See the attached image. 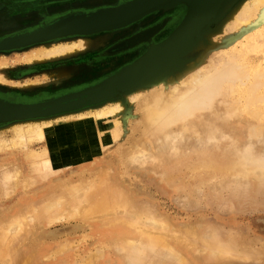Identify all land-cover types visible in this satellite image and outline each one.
Wrapping results in <instances>:
<instances>
[{
  "label": "bare ground",
  "instance_id": "bare-ground-1",
  "mask_svg": "<svg viewBox=\"0 0 264 264\" xmlns=\"http://www.w3.org/2000/svg\"><path fill=\"white\" fill-rule=\"evenodd\" d=\"M166 1L175 2L182 10L169 22L170 26L168 28L172 29L174 32L172 31L170 34H166L161 38L149 39L150 43L147 49L148 56L154 59L158 58L159 61L170 60L172 65L176 64L181 57H188L190 54L199 50H201V58L187 64L184 62L183 65H176L173 73H163L156 81L154 80L150 83L138 86V93L134 95L128 96V93H126V100L131 103L139 100L138 97H140V95L144 96V99L141 100L139 104L140 115L137 116L139 118L136 119V121L138 120V124L143 126V135L139 140L134 141L131 146L128 148H120L115 154L116 156H112L108 159L109 162L113 164L111 168H104L101 166L97 158L101 157L100 154H102L103 151H107V149L117 144V141L122 137V123L120 119L113 118L114 115L116 116V114L125 110V102L119 97L116 98L118 99L116 102L113 101V103L109 105L106 102L99 107H89L85 109V112H83V110L82 112L77 110V120L67 124L64 122L66 127H70L72 130L70 133L71 135L68 137H66L67 135L65 133H63L65 136L61 134V127H59L61 125L60 123L54 124L49 120L51 115L41 117L35 120L34 123H30V120L23 121L20 125L16 126L15 133L9 138L0 136V154L14 156L17 160L16 163L13 162V160L10 163L7 162L9 166H4L5 170H3V174H0V192L3 193L4 196H10L19 189L27 191L30 188L36 187V185L51 182L42 190H39L38 193L33 194L32 192V195L27 196L28 198L24 202L21 201L15 206L8 218H4V220L1 221L0 264H15L14 259L16 257H19V264H41V254H47L48 256L51 254H58V256H60L66 253L67 248L64 246L65 243L53 242L47 245H40L32 252L28 250V245L22 246L17 253L15 252L17 255H15V253L10 255V240L12 234L16 237H18V235L27 234L26 229H28L27 227L32 223L31 221H33V225L34 223L35 225H39L38 218L35 215L38 212L42 214L41 221L46 219L44 222L51 223L52 220L62 217L67 208L71 211V216L82 215L81 218L83 220L87 218L92 219L95 222V228L98 229L102 235L108 234L112 239L119 240L129 245L130 247H126L127 250L124 251L125 253L123 255L126 259L134 258L137 255L146 256L148 254V249L151 250L149 248L150 246L163 245L164 248L171 249L172 252L173 250H177V252L182 250L181 254H183L182 252L188 253L186 249L190 250L193 246L195 247L199 244L202 246V243L207 241V239H205V241H202L203 239L200 240L202 243L196 241L199 244L194 243L196 239L192 240V238H195L192 236L197 235V231L194 232L196 235L192 233L196 230H193L196 225L194 226L187 223L190 226H188L190 230L188 228H186L188 230L184 229L186 225L182 229L184 233L183 231L177 232L178 230L174 229L176 227H171L174 229V232L172 231L171 233L175 235H170L175 243L168 239L169 236L166 241L165 238L157 236L152 230L153 228H148V222L152 227H156L154 229H158L160 223L163 221L160 219L159 223L156 220L151 222L149 219L145 220V218L148 217L144 214L147 212V209L142 210L136 208L138 200L135 199L131 191L121 188L119 182L116 180V177L121 175V170H116V168L120 166L126 168L131 162L151 170L162 186L174 190H176L177 187L185 186L188 184L191 177L196 176L205 180L210 177L230 175L241 176L243 179H250L252 175L257 176V174H254L256 165H246V157L243 159L238 156L236 159L232 158V160H230L231 158L227 157V152L206 146H202V148L199 146L196 148V146H193V140L195 137H197L198 140L200 139L201 142L203 140L209 141L215 138L213 137V133L215 132H210L209 128L220 130L221 127H210V124L213 123L214 125L219 118V114L215 112L212 118L216 120L213 119L214 121L210 122L207 120L208 117L210 118L207 113L210 112H206L205 110L210 108L213 101L215 102V98L225 90L226 92L230 91V93L236 92L238 96L241 95V99L246 96L247 98L242 99L245 104L246 101L244 99L249 101L247 105L243 104L242 106L244 107H242L240 104L243 101L239 102V104L238 99L236 101L233 99V104L228 107L230 103L228 100L229 103L226 104L227 106L225 107L230 109V112L228 113V110L225 111L227 113L226 115L228 116L232 113L233 115L235 114L234 118L238 116V118L234 120H227L228 122L226 123L229 124V126H227L228 128L234 129L233 131L235 133L238 132V128L247 123L248 120L244 117L248 116V114L256 115V113L260 112L258 113L261 115L259 119L262 118L263 112L261 114V109L264 111V102L261 105H259V103L264 99H260V102H257L256 99V102H254L253 99L256 98V96L264 97L262 89L264 87V61L262 60L263 62L260 63L259 60V63H257L252 58V54H254V52H261L263 51L261 48H264V0H241V3L231 12L229 8L235 0H229L226 5L223 3L218 11V0ZM157 4H160V0H138L133 7L137 9L143 7L144 10L140 12H135L134 10L135 13H125L124 11L127 8L123 7L119 2L114 10H107L87 16L73 15L69 17L66 22L57 25V27L66 26L74 30H78L79 27H81L93 30V28H99L101 25H115L125 19L140 15L143 11H147ZM171 6H174V4H169L162 8L165 10ZM215 12L217 21L216 30L211 29V26L207 30L201 32L202 28L200 29V25L194 32V37L196 39L194 38V41H192L191 37L193 36L190 35V32H193V24L195 21L200 17L208 14L212 15ZM14 19H16V17ZM56 20H54V24H56ZM55 30H53V33L57 35L58 33ZM233 31H240L243 34L242 38L240 40H232V42L230 41L229 43L223 41L224 34L226 35ZM103 39L107 40L108 38L107 36H102L94 40L91 37L84 36L68 39L59 38L55 40H43L27 46L20 52L21 54L19 53V60L27 63H46L68 58L78 55L84 50L96 46V44H103ZM4 65L5 64H3V66ZM158 69L159 66L154 68L155 71ZM131 73H133V71L131 72L130 69L128 70V68H125L118 78L119 80L128 79V81H130L133 76ZM9 82L10 80L7 75L0 72V83ZM34 83L35 81L30 78L29 81L26 80L22 86L27 89L35 86ZM115 83L116 82H114V84ZM151 83H155L156 87L153 92L146 94L147 91L145 89ZM19 85L21 86V84ZM109 86H112V84ZM108 91L109 88H107L105 92ZM91 93L93 97L97 96L96 93L99 94L98 91H91ZM230 93L228 94L229 96ZM233 97L231 96V98ZM219 98L221 99V97H218V99ZM225 98L227 100L230 97L227 98L226 94ZM222 99L224 98L222 97ZM217 101L218 109L220 100ZM16 102V99L11 98L8 103H4L1 100L0 105L8 106V108L11 109ZM234 102L237 104H234ZM248 104L253 107L254 104H256L255 107L257 106V108H259V106L263 107L261 109L259 108V110L255 108L253 111L254 108L248 107ZM214 105H216V103ZM54 107L57 106L53 105L48 107L41 113L49 114ZM222 110L217 112L220 113ZM19 111L26 110L19 109ZM200 117H202V119L197 121ZM57 118H59L58 121L61 122L63 117L61 118V116L58 115ZM100 120L106 121L103 122L101 127L98 124ZM219 123L223 124L220 121ZM262 123L260 122V125ZM68 124H70V126ZM223 125L225 126V124ZM254 126H258V124ZM261 126H264V124ZM261 126L259 129L257 128L258 130L257 132L255 131V134L264 130L261 129ZM178 141L182 142L183 145L177 146L176 143H178ZM35 142H46V145L36 150L37 148H33L35 147L33 146ZM250 142L248 141L249 144ZM76 162L82 163L81 169L83 172H91L94 175L91 181L78 180V183H81V185H78V183L75 182L71 184L69 182L67 183L66 180L57 177V174L65 167ZM118 163L119 165L117 167ZM1 167L2 170L3 165ZM2 182L4 183L3 189L1 188ZM258 184L259 181H256L251 186L254 189H260L261 186ZM36 190L38 189L36 188ZM81 200L82 205L79 204ZM84 214L87 218L83 217ZM153 218L154 217H152V219ZM141 219H143L142 223L140 222ZM157 220L159 219L157 218ZM144 223H146V226L143 225ZM163 225L161 224V232L166 229H164ZM42 226L43 224L41 223L40 227ZM165 226L169 225L166 223ZM181 226H183V223ZM57 234L58 233H56V235ZM207 234L208 233H206V235ZM33 235L36 236L34 237L35 242H40L41 239L39 236L35 233H33ZM190 235L192 236L190 237ZM198 235L196 238L200 239ZM202 235H205V233H202ZM209 237H211V234ZM19 238L22 239L21 237ZM19 238H16V240L18 241ZM27 238L28 236L26 235V239ZM137 238L139 241L137 243L138 245L135 243ZM69 240L71 241V239ZM214 240V242L210 241L211 244L209 243L204 246H212L213 249L216 250L222 249L223 246H221V242H217L216 239ZM16 244L18 243L16 242ZM120 245L122 244L120 243ZM204 246L201 247L202 251L204 250L203 248H205ZM201 248H198V252L201 251ZM210 248L211 247H209V249ZM170 251L168 250L166 252ZM193 253L194 255L197 254V252ZM200 253H198V256ZM89 254L90 258H94L91 256L92 253ZM167 255H169V253H167ZM86 257L88 258V255ZM90 258H88L90 261L86 259L88 260L87 262L78 264H92ZM161 258L163 259V257ZM147 264H155V258H150Z\"/></svg>",
  "mask_w": 264,
  "mask_h": 264
},
{
  "label": "rangeland",
  "instance_id": "rangeland-1",
  "mask_svg": "<svg viewBox=\"0 0 264 264\" xmlns=\"http://www.w3.org/2000/svg\"><path fill=\"white\" fill-rule=\"evenodd\" d=\"M224 1L225 0L217 1V11L223 3L226 5L229 0ZM119 2L123 7L133 8L138 0H0V72L6 74L10 80L9 83H0V101L2 100V102L8 103L11 98L17 101L11 109H9L8 106L0 105V136L9 138L15 133L16 126L20 125L23 121L30 120V123H34L35 120L41 117L51 115L49 120L54 124L60 123L61 125L59 127H61V134L65 136L63 134L65 133L67 135L66 137H68L71 135L70 133L72 130L70 127L67 128L64 122L67 124L77 120L78 111L82 112L83 110V112H85V109L89 107H99L106 102L109 105L113 103V101L116 102V100H118L116 98L119 97L125 102V110L116 114V116L114 115L115 117L113 116V118L120 119L122 123V137L117 141V144L100 154L101 157L97 158V160L100 161L99 164L104 168H111L113 164L109 162L108 159L112 156H116L115 154L120 148H128L134 141L142 137L143 126L138 124V120L136 121V119L139 118L137 117L140 115L139 104L141 100L144 99V96L140 95V97H138L139 100L131 103L126 100V93H128V96L134 95L138 93V86H142L154 80L156 81L163 73H173L176 65H183L184 62L187 64L199 60L201 58V50L190 54L188 57H181L177 63L173 65L170 60L159 61L158 58L154 59L148 56L147 49L149 48V39L161 38L166 34H170L173 30L168 28L170 26L169 22L182 10L175 2L166 0H160V4L149 8L147 11H143L140 15L125 19L115 25H105L100 28H93V30L83 29L78 31L69 27H62L59 31L55 30L58 28L57 25L66 22L67 19L73 15L87 16L107 10H114ZM240 3L241 0H235L229 8L230 12ZM169 4H174V6L168 7L165 10L162 8ZM216 12L212 15L208 14L200 17L195 21L193 24V32L190 29V35L193 36L191 37L192 41H194L195 38L194 32L200 25V29L202 28L201 32L207 30L211 26V29L216 30ZM15 17L16 19H14ZM54 20H56V24H54ZM53 30L58 34H54ZM242 35L240 31H233L229 34H224L223 41L229 43L230 41L232 42V40H240ZM84 36L91 37L94 40L102 36H107L108 39H103V44H96V46L68 58L46 63H27L19 60L20 52L35 42L45 41L47 39H68ZM261 49L264 51V48ZM263 51L254 52V54H252V58L257 63H259V60L260 63L264 61ZM3 64L5 65L3 66ZM156 66H159V69L155 71L154 68ZM125 68H128V70L130 69L131 72L133 71L132 69L135 70V76H132L130 81H128V79L119 80L118 78ZM30 78L35 81V86L25 89L22 84L26 80L29 81ZM114 82L116 83L114 84ZM19 84H21V86ZM111 84L112 86H109ZM155 87V83L148 85L145 89L147 91L146 94L153 92ZM107 88H109V91L105 92ZM262 89L264 93V87ZM91 91H98L100 98L90 100L89 96L93 95ZM224 92V94L222 93L218 96L221 97V99L216 97L211 107L205 110L206 112H210L207 113V115L210 116L207 120L210 122L214 121L213 119L215 118L212 117L215 112L219 114V118L217 119L218 122L215 119L216 122L214 125L213 123L210 124V127H221L220 130L215 129V131L209 128L210 132H215L213 133V137L215 138L213 140H203L201 142L200 139L198 140V138L195 137L193 146H196V148L199 146L201 148L202 146H206L212 149L222 150L227 152V157L231 158L230 160H232V158L236 159L238 156L243 159L246 157V165H256L254 174H257V176L252 175L250 179H243L241 176L230 175L210 177L207 180L196 176L191 177L188 184L185 186L177 187V189L174 190L162 186L151 170L139 164L131 162L125 168L124 166L118 167V163V168H116V170H121V175L116 177L121 188L131 191L135 199L138 200L136 208L142 210L147 209V212L144 214L148 217L145 218V220L149 219L150 222L156 220L160 223L161 219L163 222L160 223V226L165 222L169 225L165 226L166 223L163 225L164 229H167H165L166 231L163 230V232H161L162 226L161 229L160 226L158 229H154L156 227H152L149 222L148 228H153L152 230L157 236L165 238L166 241L169 236L168 239L175 243L170 235L175 234L171 232L174 229H177V232H182V229L186 225L184 229L188 230L190 226L187 223H190L194 226L196 225V227L191 226L194 227L193 230L196 229L192 233L197 231V235L199 234L198 236H200V239H197L196 233H194L196 236H192L194 234L190 235V237H195L192 238V240L196 239L194 243H197L196 241L202 243V241L207 239V241L202 243V246L197 243L199 245L193 246L194 248L191 247L190 250L186 249L188 253L182 252L183 254H181L182 250L180 252L178 251L179 253L177 250H173L172 252L171 249H166L163 245L150 246L149 248L151 250L148 249V254L146 256L137 255L134 258L126 259L123 255L125 253L124 251L127 250L126 247H130L129 245L119 240L112 239L108 234L102 235L101 232L95 228V222L92 219L85 217V214L83 217L87 218L86 220L81 218L82 215L71 216V211L67 208L62 217L52 220L51 223L44 222L46 219L41 221L42 214H39V212L35 214L38 218L39 225H35V223L33 225V221L30 220L32 223L27 227L28 229H26L27 234L18 235V237L12 234L10 240V255L15 252L17 253L22 246L28 245V250L32 252L40 245L60 242L62 244L65 243L64 246L67 248V252L60 256H58V254H51L50 256L41 254V264H78L87 262L89 260L88 258H90L89 253H92L91 256L94 257L90 258L92 264H147L150 258H155V264H264V126H261L264 124V111L261 109L263 106H259L264 100L258 105L262 110H260L261 114L263 112V119H259L261 115L258 114L260 113L258 111L256 115L252 113V115L248 114V116L244 117L248 120L247 123L238 128L239 131L235 133L233 131L234 129L227 127L229 124L226 122H228V119L234 120L238 118V116L234 118L235 114L233 115L232 113L227 116L225 111L228 110L227 112L229 113L230 109H227L225 106H227L226 104H228L229 101L228 107L233 104V99H235V101L238 99L239 103L243 101V98L247 97L245 96L241 99V95L238 96L236 92L230 93V91H227V93L226 90ZM229 93L230 96L228 95ZM226 94L227 98L230 97L227 100L225 98ZM231 96L234 97L231 98ZM222 97L224 99H222ZM257 97L259 96L253 99L254 102H260V99H264L263 96ZM80 98L85 99L83 104L63 108L49 114L38 113L36 110H31L33 112L29 114L16 112L17 110L19 111V109L27 111V109L44 108L45 110L53 105L58 106L61 100H77ZM217 100H220L218 109ZM244 100L246 104L243 101L241 104L239 103L240 106L243 104L247 105L249 102L247 99ZM215 103L216 105H214ZM234 104L237 103L234 102ZM249 104L248 107L254 108L253 111L255 108L259 110L257 106L255 107L256 104H254V107L252 106L253 104L251 106H249ZM220 107L225 109L222 108V110ZM221 110L222 112L218 113ZM58 115L61 116V118L63 117L62 121L60 120L61 122L58 121ZM200 119H202V117L197 121ZM219 121L225 124V126L220 124ZM103 122L106 121L100 120L98 122L100 127L103 125ZM260 122L263 123L260 125ZM256 123L258 126L260 125L263 130L257 134L255 133L260 126H254L257 125ZM68 125L70 126V124ZM248 141H251L250 144ZM33 144H35L33 148H37L36 150H38L46 145V142H35ZM176 144L177 146L183 145L180 141ZM5 156L6 155L0 154V174H3L6 165L9 166L8 163L12 160L15 163L17 162L14 156ZM2 165L3 169L1 170ZM81 168L82 163L76 162L65 167L57 174V177L66 180L67 183L69 182L70 184L74 182L78 183L80 180L91 181L94 175L91 172H83ZM256 181H259L258 185L261 186L260 189H254L251 186ZM50 183L51 182L36 185V187L30 188L27 191L19 189L10 196H4V194L0 192V223L4 218L6 219L9 217L15 206L21 201L24 202L28 198L27 196L32 195V192L33 194L38 193L39 190H42ZM3 184L2 182V185ZM2 185L1 188L3 189L4 185ZM78 185H81V183H78ZM36 188L38 190H36ZM81 202L82 200L79 204H81ZM152 217L155 219H152ZM157 218L159 220H157ZM142 220L143 219L140 221L141 223ZM41 223L43 224L42 227H40ZM182 223L183 226H181ZM143 225L146 226V223ZM171 227L176 228L172 229ZM33 233L39 236L41 239L40 242H35L34 237L36 236H34ZM56 233L58 234L56 235ZM202 233H205V235H202ZM206 233L208 234L206 235ZM210 234L211 237H209ZM26 235L28 236L27 239ZM16 238H19V240L17 241ZM69 239H71V241ZM214 239H216L217 242H221V246H223L222 249L216 250L213 249L212 246H204L209 243L211 244L210 241L214 242ZM15 240L18 244H16ZM138 242L137 238V240H135L136 245H138ZM120 243L122 245H120ZM203 246L205 248H203L204 250L202 251L201 247ZM197 247L201 248V251L198 252L199 249ZM209 247L211 248L209 249ZM168 250L171 251L166 252ZM193 252H197V254L195 253L196 255H194ZM16 253L15 255H17ZM167 253H169V255H167ZM198 253H200V257ZM87 255L88 258L86 257ZM175 255L178 256L176 257ZM161 257H163V259ZM16 258L14 259L15 264H19V257L17 260Z\"/></svg>",
  "mask_w": 264,
  "mask_h": 264
},
{
  "label": "water",
  "instance_id": "water-1",
  "mask_svg": "<svg viewBox=\"0 0 264 264\" xmlns=\"http://www.w3.org/2000/svg\"><path fill=\"white\" fill-rule=\"evenodd\" d=\"M134 10H135V12H139V11H141V10H144L143 9V7H141L140 9H137V8H135V7H130V8H127V10H125L124 12L125 13H135L134 12ZM101 13V12H100ZM98 14V13H97ZM93 15H95V14H93ZM101 26H105V25H101ZM101 26H99V28L101 27ZM62 27H66V26H61L59 29L57 28L56 30L57 31H59V30H61L62 29ZM70 28V27H69ZM80 29H78V31H80V30H83L84 28H81V27H79ZM72 29V28H71ZM74 30V29H73ZM134 72L133 73H131V75H133V77L135 76V70L134 69H132ZM93 92V91H92ZM95 92V91H94ZM96 97H93V95H90L89 96V98H90V100L91 99H94V98H100L99 97V94L98 93H96ZM61 102V103H60ZM59 103V105L57 106V107H54V108H52V113L53 112H55V111H58V110H61V109H63V108H69V107H73V106H78V104H83L84 102H85V99H82V98H80V99H74V100H71V99H67V100H61ZM63 102V103H62ZM31 110H36L38 113H41V112H44V108H36V109H27V111H16V112H20V113H31V112H33V111H31ZM35 112V111H34Z\"/></svg>",
  "mask_w": 264,
  "mask_h": 264
}]
</instances>
